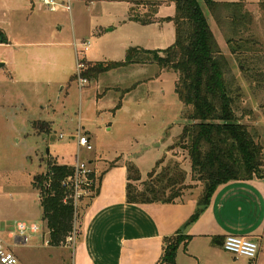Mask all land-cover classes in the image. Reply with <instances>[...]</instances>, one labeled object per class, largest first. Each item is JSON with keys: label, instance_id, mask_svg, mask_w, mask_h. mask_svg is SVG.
I'll return each mask as SVG.
<instances>
[{"label": "rangeland", "instance_id": "374dc122", "mask_svg": "<svg viewBox=\"0 0 264 264\" xmlns=\"http://www.w3.org/2000/svg\"><path fill=\"white\" fill-rule=\"evenodd\" d=\"M33 1L35 4H28L30 0H0V29L7 38V42H0V214L9 219L11 230L16 229L18 222L35 223L40 227L28 241L30 247L23 249V256L30 260L34 255H43L40 244L44 241V232L48 231L41 218L34 184V190L31 188L32 177L45 172L47 156L54 152L62 157V161L76 163L78 130L89 132L93 147L91 151L80 148V162L85 163L94 157L120 161L124 155H137L140 170L145 175L155 164L150 162V157L165 147L167 153L155 166L157 172L171 162H178L183 169L190 166L186 151L175 145L174 136L180 133L185 108L174 91L175 72L168 70L158 74L155 63H145L147 66L113 68V72L101 73L97 82L87 80L82 86L78 78L71 80L78 74L77 57L80 60L90 57L121 60L128 46L155 40L151 27L123 23V5L108 1L53 0L55 11L40 4L42 0ZM197 1L212 22L204 1ZM259 4L260 1L245 3L244 9L251 14L252 22L247 25L244 36L252 34L259 40L260 50L249 55L259 56L261 60H257L264 66V9ZM127 5L128 17L129 11L133 13L137 9L132 7L133 4ZM166 24L164 33L168 40L165 46H169L174 41V24ZM211 25L221 51L229 53L225 43L226 29H219L213 22ZM107 28L112 30L106 31ZM51 36L52 43H64L52 46V50H56L52 59L42 56V51L38 56L34 50L36 47L28 46L31 52L23 61L18 60L17 51L23 47L18 43L23 40L47 41ZM83 42L88 43L86 50ZM60 50L62 54L58 53ZM4 60L7 64L1 66ZM19 64H22L25 79H18ZM233 73L242 88L236 114L254 135V142L260 149V171L264 175V84L250 82L236 61ZM133 87L136 88L126 94ZM42 117L50 121L49 131L33 125ZM157 142L163 146L156 145ZM55 159L50 156L51 163L58 164L60 160ZM90 177L91 185L96 187L97 178L93 171ZM131 182L142 189L140 182ZM185 182L190 188L199 186L202 195L203 185L200 181H192L191 173ZM93 192L88 189L78 201L71 224L72 232L74 230L76 234L81 212ZM1 239L7 241L6 233L1 234ZM48 240L46 244H49ZM67 250L69 258L71 247ZM261 253L259 264H264V249ZM234 258L221 248L209 261L197 263L184 259V263L177 261L176 264H233ZM67 260L69 264L70 259Z\"/></svg>", "mask_w": 264, "mask_h": 264}, {"label": "trees", "instance_id": "16d2710c", "mask_svg": "<svg viewBox=\"0 0 264 264\" xmlns=\"http://www.w3.org/2000/svg\"><path fill=\"white\" fill-rule=\"evenodd\" d=\"M103 1L133 4L137 11H129L128 19L142 25L156 22L158 18L155 15L160 5L172 3L174 6L172 16L161 18L174 24V41L171 45L163 49L129 47L123 61L90 62L83 58L81 62L84 68L79 76L95 80L101 73L113 68L145 63H155L158 73L168 70L175 72L174 91L185 107L175 145L187 153L191 180L200 181L203 185L198 207L188 221L191 223L207 206L219 184L264 177L260 171V149L254 142V135L236 114L242 88L233 73V63L237 62L240 71L250 82L264 84V66L257 60L260 57L249 55L260 50V42L252 34L244 36L252 16L244 9L245 3L242 1L203 0L215 26L226 29L225 43L230 58L221 51L212 22L197 0ZM263 2L260 0L259 6L264 9ZM0 42H6L1 29ZM76 78L77 75H74L71 80ZM46 124L42 121L34 123L40 128H46ZM155 166L147 173V179L140 182L143 187L139 189L131 181H140V172L133 164L127 165L128 203H171L181 197L188 187L186 171L178 162L168 163L160 172L156 171L158 165ZM73 173V166L49 162L44 173L33 177L34 188L39 191L42 219L49 231L48 243L52 245L63 243L72 232L74 208L69 197L71 190L63 183ZM89 189L95 192L93 184ZM65 197L67 200L64 202ZM187 239V235L179 232L164 237L163 253L158 264H176V250L181 244L185 245Z\"/></svg>", "mask_w": 264, "mask_h": 264}, {"label": "crops", "instance_id": "0c3cea01", "mask_svg": "<svg viewBox=\"0 0 264 264\" xmlns=\"http://www.w3.org/2000/svg\"><path fill=\"white\" fill-rule=\"evenodd\" d=\"M238 1L257 3L260 0H229L225 2ZM43 2L44 0L40 1V4H44ZM108 2L123 5L126 12H124L123 23L134 22L129 20L126 15L129 9L127 2ZM28 4L35 3L33 0H30ZM55 10L56 8L50 11ZM173 13L174 6L172 3L160 5L155 15L158 18L156 22L145 24L147 27H151L152 37L155 40L153 42L147 40L142 44L134 43L127 48H166L168 45L165 46V43H167L168 35L164 33L165 24L167 23L166 25H168L172 21L161 20V18L172 16ZM105 30L111 31L112 28ZM59 44L63 45L64 43H52V36L47 41L23 40L18 43V45L23 46L21 47L22 49L17 51L18 60L23 61L26 54L31 52L32 49H29L28 46L36 47L34 50L38 56L40 55L39 51H42V56L52 59V55L56 54L53 52L56 50H52V46L57 47L60 46ZM58 53L62 54L61 50ZM225 55L230 56V53H225ZM124 58L121 60L107 57L105 59L97 57L85 59L90 62H107L123 61ZM15 63L13 62V65ZM6 64L7 61L4 60L1 66H5ZM132 65L147 66V64H129L128 66ZM22 68V64H19L18 79H25ZM108 72H113V70ZM158 74L155 77H158ZM100 78L101 75L95 81L97 82ZM135 88L133 87L129 91H126V94H129ZM40 108L42 110L44 108L43 105ZM42 118L41 120H35V122H46V128L49 131L50 121L44 120V117ZM83 134L91 142L89 132L84 131ZM161 140H163V137ZM156 145L163 146V143L157 142ZM166 153L165 147H163L159 153L150 157V162L154 161L156 164ZM50 156L57 158L55 159L56 161L60 160L57 162L58 164L74 166V164L62 161V157L54 152L53 155L49 154L47 156L45 171L49 166V162H51ZM86 163L94 172V176L97 178V185L95 192L90 196L81 212L82 217L79 231L75 236L74 246L70 250L69 258L66 255L68 250L64 245L65 240L63 243L57 245L45 243L49 239V231H45L48 235L44 232L42 236L44 241L40 244V247H42L43 255H34L31 260L26 258L23 256L25 254L23 249L30 247L28 246V241L35 233L31 234L27 231V238L24 240L17 229H10L8 225L9 219L0 214V238L2 233H6L7 241L4 244L17 257L18 264H31L32 262L33 264H68L67 259H70L69 264H158L163 253L164 237L178 232L187 235L188 239L185 245L181 244L177 248L175 263L177 261L184 263V259H189L188 262L195 261L197 263L211 260L217 249L222 248L221 242L227 235H238L251 239L258 244L259 248L255 258L235 257L233 264L260 263L261 252L264 249V177L230 180L219 184L212 192L207 206L198 218L190 223L188 221L198 207V201L201 197L199 186L192 188L188 186L183 190L181 197L171 203H128L126 201L127 165L129 163L133 164L140 172L141 179L138 182L144 181L148 173L144 175L141 172L139 167L140 160L137 155H124L120 161L116 159L109 161L100 157H94L88 158ZM184 170L188 179L190 166L184 167ZM33 181L31 180V188ZM186 184L188 185V183ZM36 190L34 191L38 197L39 191L36 192Z\"/></svg>", "mask_w": 264, "mask_h": 264}, {"label": "built area", "instance_id": "2783aa9c", "mask_svg": "<svg viewBox=\"0 0 264 264\" xmlns=\"http://www.w3.org/2000/svg\"><path fill=\"white\" fill-rule=\"evenodd\" d=\"M43 3H44L43 5L47 6L49 10H54L56 8L53 0H44ZM83 46H84V50H86L88 47V43L83 42ZM76 68L78 72L77 74L78 83L80 86H82L87 81V79L79 76L80 71L84 68L83 63L79 58L77 59ZM76 138H77L78 150H77L76 163L73 166L74 173L63 183L71 190V194L69 195V197L72 200L74 212L77 209L78 201L80 200L82 195H85L87 193L91 185L90 174L92 171L86 162L85 163L80 162L79 160L80 148H84L87 151L93 149L90 140L81 131L79 130L77 131ZM66 200L67 198L65 197L63 201L65 202ZM16 229L18 233L24 238V240H26L27 231H29L31 234H34L37 233L40 228L33 223L28 225L23 222H20L16 225ZM75 236H76V232L73 230V232H71L66 237L64 245L66 247L73 248ZM221 246L226 252L231 253L235 257H245L247 259L255 258L259 249L258 244L255 241L238 235L225 236L221 242ZM0 264H18L17 257L14 255L12 251H10L6 247V245L4 244L1 238H0Z\"/></svg>", "mask_w": 264, "mask_h": 264}, {"label": "water", "instance_id": "95a60500", "mask_svg": "<svg viewBox=\"0 0 264 264\" xmlns=\"http://www.w3.org/2000/svg\"><path fill=\"white\" fill-rule=\"evenodd\" d=\"M2 65V64H1Z\"/></svg>", "mask_w": 264, "mask_h": 264}]
</instances>
